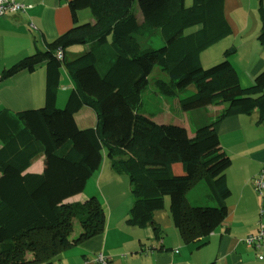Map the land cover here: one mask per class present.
I'll return each instance as SVG.
<instances>
[{
	"label": "trees",
	"instance_id": "trees-1",
	"mask_svg": "<svg viewBox=\"0 0 264 264\" xmlns=\"http://www.w3.org/2000/svg\"><path fill=\"white\" fill-rule=\"evenodd\" d=\"M69 9L70 29L0 72L2 82L44 67L43 104L0 111V264H52L64 250L102 234L105 213L97 198H85L78 211L68 200L84 190L104 155L112 172L128 177L132 205L126 225L151 223L154 235L163 238L152 217L168 197L182 241L204 243L230 195L225 173L231 161L216 126L226 116L254 112L256 123L264 124V71L241 87L226 53L217 64L201 66V53L230 34L223 0H190L188 6L186 0H71ZM83 9L94 22H78ZM257 16V41L264 46L262 0ZM73 47L84 51L66 53ZM156 65L166 78H152L155 93L176 97L180 110L196 115L190 131L157 123L142 107ZM62 71L70 84L62 87L68 94L57 108ZM209 106H222L220 115L207 117ZM83 107L95 116L88 128L75 121ZM39 156L42 172H26ZM172 163H180L184 174L173 175ZM200 180L206 190L192 202L186 193ZM75 223L80 232L72 237Z\"/></svg>",
	"mask_w": 264,
	"mask_h": 264
},
{
	"label": "crops",
	"instance_id": "crops-1",
	"mask_svg": "<svg viewBox=\"0 0 264 264\" xmlns=\"http://www.w3.org/2000/svg\"><path fill=\"white\" fill-rule=\"evenodd\" d=\"M18 1L28 7L25 13H6L0 16V72L24 56L33 54L36 49L43 50L47 43L54 42L72 26L69 9L71 0ZM258 3L259 0H223V13L230 27V34L234 35V40L238 37L241 40L239 44H231L233 50L229 54H236L241 49L249 51L245 52L253 57L250 63H245L244 76L236 72L240 86H249L253 78L264 71V46L257 41L260 30ZM233 11L239 14L242 11L239 20L234 19ZM77 20L79 23L94 22L87 9L77 12ZM227 59L233 64L231 57ZM233 67L235 69V66ZM37 78L43 83V90L39 80L38 85L34 86L33 81ZM69 84L70 82L64 87H69ZM35 88L37 99L33 100ZM43 102L42 65L33 72H22L0 82V111H19L26 109L25 107L41 106ZM7 103L14 104L15 108L9 109ZM81 110L83 109L75 114L76 124L77 114ZM221 111L222 106H209L205 109V114L209 118H214L220 115ZM256 119L257 115L254 113L232 114L223 118L216 126L220 146L231 161L225 173L230 195L224 201L225 212L221 222L204 243L197 245L182 241L171 223L169 200L165 199L162 211L154 212L152 217V223L159 225L163 231V238L154 235L151 223L144 227L126 225L125 218L132 205V197L129 195V199L124 194L118 196L113 193L115 181H111L108 186H111L112 192L109 191L107 196L111 199L112 206L109 208V222L105 231L64 250L54 257L51 263L96 264L94 259L101 254L110 264H264L256 257L258 251L248 247L244 242L247 236L256 234L260 223L264 222V195L260 201V196L252 187L253 180L264 169V124H257ZM189 135L192 137L193 133ZM34 161L26 172H42L44 165L41 156ZM101 165L102 161L100 167ZM169 168L173 175L184 174L180 163H172ZM118 180L120 181L119 178ZM196 186L195 193L201 197L205 187ZM83 191L68 200L76 211L82 208L83 200L87 198L85 196L88 193L84 194ZM190 191L186 193L188 198L194 197ZM161 213L167 217V222L163 221L164 218L163 220L159 218ZM111 229L112 237L109 240ZM2 247L5 248L6 245ZM123 247L128 249L126 257L120 253Z\"/></svg>",
	"mask_w": 264,
	"mask_h": 264
},
{
	"label": "rangeland",
	"instance_id": "rangeland-1",
	"mask_svg": "<svg viewBox=\"0 0 264 264\" xmlns=\"http://www.w3.org/2000/svg\"><path fill=\"white\" fill-rule=\"evenodd\" d=\"M189 4H190V0H186V6H188ZM262 6L264 7V2H262ZM134 10L138 11V7H137L136 2L134 3ZM240 13L241 14H239V12L233 11V17L236 21L240 19V15H242V11H240ZM240 42H241V40L239 37L237 38V40H234L233 34L226 36L225 38L220 40L218 43L212 45L211 47H209L208 49H206L204 52L201 53V55H200L201 66L204 68H208V67H211V66L217 64L218 62L223 60L222 56L225 52H227V57H231V59H232V60L230 59L231 62H233L232 66H235V69H234L235 72H237V74H239V75L242 74L241 76H244L245 74L243 73V71L245 69V63L246 64L250 63L253 59V57H250L249 53H247L249 51L240 49L236 54L235 53L229 54V52H231L233 50V48L231 47V44L232 43L239 44ZM158 46H160V45H154V47H158ZM65 51H66V53L67 52L68 53H79V52H83L84 48L83 47H73V48H67ZM245 51H247V52H245ZM161 73L162 72L159 71L158 66L156 65L153 68L151 74L149 75V84L147 86V89L142 93V96H141L142 107L145 110H150L154 114V116H155L154 121L155 122L164 123V124L181 125V126L188 128V130L190 131V129L193 128V125L198 120L196 115L194 113L189 114L191 112L188 113V112H183L182 110H180V107L178 105V100L176 97L162 96V95H158L155 93V91L152 87L151 80H152V78H155V77H161V78L165 79L166 77L164 76V74L162 75ZM38 80H39V85H41V90H43V83H40L39 78H37L35 81H33L34 86L36 87L38 85ZM67 84H68V80H67L66 76L64 75V72L62 71L61 81H60L61 88L58 92V95H57L58 99L56 101V107L57 108H62L64 105V100L68 94V90H67L68 88L66 90H62V87L65 88L64 86H66ZM250 84H252V83H250ZM241 87H246V86H241ZM36 90H37L36 88L33 89V95H34L32 98L33 100L37 99V95L35 96ZM191 90H192V86H189L188 88H186L183 91L182 95H180V96L186 95V93L190 92ZM11 105H12V107H11ZM33 106H36V105H33ZM7 107L9 109L15 108L14 104H12V103L11 104L7 103ZM38 107H40V106H38ZM38 107L30 106V107H25V108L30 109V108H38ZM26 109H20V110H26ZM82 109L83 110H81L77 114V120H78L77 124L80 128L91 127L95 123V116L90 109H88L86 107H83ZM254 114H256V113L254 112ZM38 158H40V156ZM38 158H36V160ZM102 159H103L102 165H101L99 171L96 172L87 181L83 193L84 194L88 193V195L85 196L87 198L94 195L97 198V200L101 203L103 210H104V213H105V224H104V231H105L106 226H107V222H109V218H108L109 211H110L109 208H110V206H112L111 199H109V197L107 196V193L109 191L112 192L111 186H108V185L111 183V181H115L114 182L115 186L113 187V193L117 194L118 196H121L124 194L125 197L130 199V196H129L130 194H128L129 187H128L127 175L115 174L110 169L108 160L106 159L105 155ZM118 178L120 179V181L118 180ZM196 185H198L199 187H202V188H203V186L205 187L204 182L202 180L196 181L195 186ZM127 187H128V189H127ZM196 189H197V186L190 191V193L194 195V197L189 198L190 201L200 199V197L195 193ZM205 190H206V188H205ZM164 199L169 200L168 197H165ZM259 200L261 201V196L259 197ZM159 218L161 220H163V218H164V220H163L164 222L168 221L167 217H165L164 213H161V216ZM112 230L113 229H111L109 240L112 237ZM79 232H80V226L78 223H75L71 236L75 237L76 235L79 234ZM120 253L123 254L124 257H126L127 256L126 253H128L127 247L121 248ZM95 259H94V261H95Z\"/></svg>",
	"mask_w": 264,
	"mask_h": 264
},
{
	"label": "built area",
	"instance_id": "built-area-1",
	"mask_svg": "<svg viewBox=\"0 0 264 264\" xmlns=\"http://www.w3.org/2000/svg\"><path fill=\"white\" fill-rule=\"evenodd\" d=\"M27 6L20 3L18 0H0V16L6 13H20L27 10ZM60 57V54L58 55ZM253 186L260 193L264 191V169L260 171L257 177L253 180ZM246 245L252 249L258 251L257 259L264 262V223H260L258 232L247 236L244 239ZM96 264H110L101 254L95 259Z\"/></svg>",
	"mask_w": 264,
	"mask_h": 264
}]
</instances>
